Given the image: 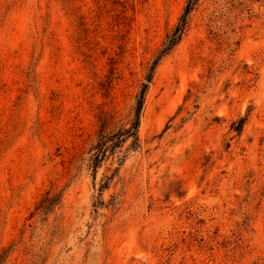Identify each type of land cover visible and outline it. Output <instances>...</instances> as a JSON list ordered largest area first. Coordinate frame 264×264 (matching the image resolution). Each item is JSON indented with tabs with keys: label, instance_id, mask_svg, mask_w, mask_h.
<instances>
[{
	"label": "rangeland",
	"instance_id": "rangeland-1",
	"mask_svg": "<svg viewBox=\"0 0 264 264\" xmlns=\"http://www.w3.org/2000/svg\"><path fill=\"white\" fill-rule=\"evenodd\" d=\"M185 2L0 0V264H264V0H201L91 167Z\"/></svg>",
	"mask_w": 264,
	"mask_h": 264
},
{
	"label": "trees",
	"instance_id": "trees-1",
	"mask_svg": "<svg viewBox=\"0 0 264 264\" xmlns=\"http://www.w3.org/2000/svg\"><path fill=\"white\" fill-rule=\"evenodd\" d=\"M201 0H186L182 12L175 24V26L166 34L160 49L156 53L154 59L149 65L139 90L135 96V103L133 112L128 123L123 126L119 131H108L106 122V113H100L98 116V130L96 138L92 145V156L90 158L91 167L96 170L100 159L104 157L106 151L109 149L113 151L124 141L131 139L132 144L136 146L137 132L139 128V120L143 109L145 95L148 87L153 79V73L159 62L168 56L174 48L179 44L184 35L189 29L191 23L192 13L197 9ZM245 118H239L230 125V131L240 133L245 124ZM48 203L47 195L40 201L38 209L44 207Z\"/></svg>",
	"mask_w": 264,
	"mask_h": 264
}]
</instances>
